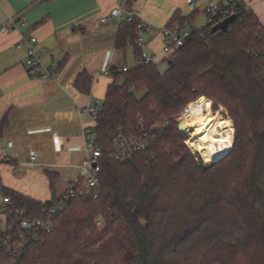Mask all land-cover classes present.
<instances>
[{
    "label": "trees",
    "instance_id": "obj_1",
    "mask_svg": "<svg viewBox=\"0 0 264 264\" xmlns=\"http://www.w3.org/2000/svg\"><path fill=\"white\" fill-rule=\"evenodd\" d=\"M217 1L222 13L236 10L233 23L225 32L212 33L209 23L191 30L165 71L109 70L112 82L92 129L101 151L99 195L77 189L54 229L30 243L18 264H264V27L239 0ZM198 13L174 12L165 27L186 30ZM139 23L135 16L122 21L115 38L116 49L131 46L135 59ZM91 83L86 73L74 80L84 94ZM199 97L223 107L234 129L230 151L208 167L173 120ZM164 120L168 125L149 132ZM139 124L145 149L128 163L113 161L117 131L137 135ZM4 128L3 121L0 134ZM46 179L48 201L5 194L37 217L57 200V175L46 172Z\"/></svg>",
    "mask_w": 264,
    "mask_h": 264
},
{
    "label": "crops",
    "instance_id": "obj_2",
    "mask_svg": "<svg viewBox=\"0 0 264 264\" xmlns=\"http://www.w3.org/2000/svg\"><path fill=\"white\" fill-rule=\"evenodd\" d=\"M187 1L134 0L129 10L147 25L165 27L174 12L191 13ZM239 1L264 27V0ZM117 4L118 0H0V27L14 21L11 29L0 33V124L5 122L0 134V151L5 155L0 157L2 181L5 172L16 177L21 165L30 168L31 176L43 179L46 172L59 179V171L70 168L78 176L77 167L85 157L82 131L94 127L84 108L95 102L101 105L112 82L111 68L131 69L136 61L131 46L116 49L113 22L102 21ZM199 12L204 14L203 8ZM145 36L143 49L158 54L161 38ZM30 37L36 39L31 48L40 65L58 66L49 80L28 76V45L23 40ZM81 73L92 80L87 94L74 86ZM30 150L36 153L34 165L29 164Z\"/></svg>",
    "mask_w": 264,
    "mask_h": 264
},
{
    "label": "built area",
    "instance_id": "obj_3",
    "mask_svg": "<svg viewBox=\"0 0 264 264\" xmlns=\"http://www.w3.org/2000/svg\"><path fill=\"white\" fill-rule=\"evenodd\" d=\"M233 0H223L224 5H228ZM199 5L203 8V13L207 17V23L214 27L221 23L226 18L234 16L236 10L231 8L225 13L221 11V4L217 0H188L187 6L189 9H196ZM133 15L128 9V0H118V4L113 8L108 16L103 18V22H113L116 28L122 21H131ZM20 24V23H19ZM14 26V21L9 20L4 26L0 27V33H6ZM139 37L137 45L142 49L141 56L136 59L134 67L140 65L157 66L165 62L174 55L188 40L190 33L187 30L180 29L178 26L172 28H154L140 21L138 25ZM142 35H149L150 38L160 37L162 40L160 52L158 54L146 52L143 47ZM28 45L27 57L25 65L28 76L35 80H49L51 73L58 69V66L43 68L37 58L36 53L31 48V45L36 43L33 37L23 40ZM159 55L162 58H159ZM119 70L126 72L127 67H122ZM198 100V99H197ZM196 100V101H197ZM196 101L188 103L180 113L174 117V122H182L183 119L192 113L191 105ZM101 105L97 102L88 104L84 108V112L91 117L95 122ZM168 125V121L164 120L150 127L149 132L156 131ZM140 126V124H139ZM141 133L137 135H125L121 130H118L112 149L110 150V158L120 164L128 163L134 160L135 155L145 149L146 143L144 140L145 133L140 126ZM84 145V159L78 165L77 178L69 183L67 189L57 197V200L47 209L42 211L37 217H27L26 211L23 208H18L13 205L10 197L5 194L2 178L0 174V259L2 256L8 259V264H18L19 260L24 256L27 246L37 241L40 234L49 233L54 229L55 220L63 213L69 205L71 199L75 197L76 191L79 188L85 190V193L96 199L99 195L98 173L101 162V151L94 145V137L92 129L86 127L82 131ZM186 143V141H185ZM11 147V143H8ZM0 157L5 155L0 151ZM36 153L33 150L29 151V164L34 165Z\"/></svg>",
    "mask_w": 264,
    "mask_h": 264
},
{
    "label": "bare ground",
    "instance_id": "obj_4",
    "mask_svg": "<svg viewBox=\"0 0 264 264\" xmlns=\"http://www.w3.org/2000/svg\"><path fill=\"white\" fill-rule=\"evenodd\" d=\"M211 105V101L199 98L191 105L192 113L181 122L185 131H193L187 145L201 154L205 164L214 163L229 152L233 136L230 119L220 117L223 109L212 113Z\"/></svg>",
    "mask_w": 264,
    "mask_h": 264
},
{
    "label": "rangeland",
    "instance_id": "obj_5",
    "mask_svg": "<svg viewBox=\"0 0 264 264\" xmlns=\"http://www.w3.org/2000/svg\"><path fill=\"white\" fill-rule=\"evenodd\" d=\"M201 8H202V6L199 5V11H201ZM190 12H192V10ZM206 24H207L206 17L204 16V14H201L199 12L198 14H196L194 21H193V24L192 25H186L185 29L189 33L191 32V30L199 31V30L203 29L206 26ZM152 27L161 28V27H157V26H152ZM141 38L143 40V43H145L146 36L142 35ZM166 68H167L166 62L158 65V70L160 72L165 71ZM118 83H120V81ZM141 95L142 94L140 93L138 96H141ZM212 106H213V103H212L211 108H210L212 113H215V112L219 111V109L222 108L223 110L220 113V117L229 118L227 116V112L225 111V109L223 107L217 106L216 108H213ZM230 121H231V119H230ZM231 124H232V121H231ZM232 127H233V125H232ZM184 133L186 134V137L188 139L190 137V134L193 133V131L192 130H190V131L186 130V131H184ZM233 133H234V129H233ZM232 141H233V136H232ZM185 145L189 149V151L195 156L196 160L201 161V164L204 167H208L210 165V164H205L200 153L195 152L191 147H189V145H187V143H185ZM1 146H2V143H0V148H1ZM10 154H11V152L8 151L7 156L12 157V155H10ZM22 160H24V158ZM17 169H18V172L15 173L16 177L11 176V173H9V172H5L3 174L2 183H3L4 188H6L7 190L17 192V193L22 194V195L26 194V196H29V197L34 198V199L39 200V201H44V200L47 201L51 198L52 191L49 187V182L47 179H43L40 176H35V175L31 176L30 173L28 172L30 170V168L23 167L22 165L20 167H18ZM24 172H26L25 177L22 175V174H24ZM59 175H60V177L55 182L54 187H53V190L55 191V193L57 195L62 193L65 189H67V187L69 185L68 182H72L77 178L76 171L73 168L64 169L62 171H59Z\"/></svg>",
    "mask_w": 264,
    "mask_h": 264
},
{
    "label": "water",
    "instance_id": "obj_6",
    "mask_svg": "<svg viewBox=\"0 0 264 264\" xmlns=\"http://www.w3.org/2000/svg\"><path fill=\"white\" fill-rule=\"evenodd\" d=\"M235 20V16H230L228 18H226L224 21H222L221 23L215 25L214 27L211 28V32L212 33H216V32H225L228 28V26L233 23V21ZM168 65L171 64V61H169L167 63ZM200 98H204V97H200ZM178 130L182 133H184L185 129L182 126V123L179 122L178 123ZM221 159V158H220ZM219 160V159H218ZM217 161V160H216Z\"/></svg>",
    "mask_w": 264,
    "mask_h": 264
}]
</instances>
